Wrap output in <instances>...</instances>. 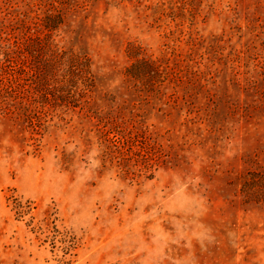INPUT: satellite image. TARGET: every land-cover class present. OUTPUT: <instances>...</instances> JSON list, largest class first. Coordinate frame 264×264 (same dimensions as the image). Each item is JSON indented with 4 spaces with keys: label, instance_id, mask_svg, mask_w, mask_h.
Here are the masks:
<instances>
[{
    "label": "rangeland",
    "instance_id": "obj_1",
    "mask_svg": "<svg viewBox=\"0 0 264 264\" xmlns=\"http://www.w3.org/2000/svg\"><path fill=\"white\" fill-rule=\"evenodd\" d=\"M45 13L95 87L64 100L29 74L0 94V264H264V193L247 190L264 175V0H0V37ZM142 58L180 81L150 92L126 76Z\"/></svg>",
    "mask_w": 264,
    "mask_h": 264
},
{
    "label": "trees",
    "instance_id": "obj_2",
    "mask_svg": "<svg viewBox=\"0 0 264 264\" xmlns=\"http://www.w3.org/2000/svg\"><path fill=\"white\" fill-rule=\"evenodd\" d=\"M61 22L62 16L60 14L45 13L40 28L36 30L40 33L29 35L28 31L25 35L22 34L25 37H21V39L17 35L12 39L3 38L2 40L0 37V75L6 76V83H2L3 86L0 89L1 96L4 94L10 96L12 89H16L17 85L18 89L16 92L14 91L13 96L15 98L21 92L20 81L29 74H34L37 77L34 81L33 91L42 92L43 90L44 92L51 86L59 93L58 97L64 100H71L76 96L86 99L90 96L89 94L95 87L91 59L85 52L76 53L71 48H64L55 42L52 38V32L57 30ZM126 76L138 81L147 90H152L150 92L155 90L154 83H169L170 79L179 82L181 77L177 67L174 65L171 67L167 60L164 59L158 63L147 62L143 58L136 60L126 69ZM195 80L198 82L197 79ZM149 87L151 89H148ZM156 91L159 94V90L156 89ZM184 100L182 105H176L177 114H179V109L185 108L183 105H189L188 101ZM168 102L169 99L167 101L161 100L159 105H167ZM21 105L23 106V104ZM108 124L109 130L114 131V136H116L112 140L114 144H111L109 150L113 153V147L115 153L123 156L124 151L122 149L125 150L129 145H134V140L128 136L129 133L126 129L123 131L119 129L117 122ZM145 155L149 158V152H146ZM250 187H252L253 193H264V175L260 178V184L252 180V184L248 185L247 190Z\"/></svg>",
    "mask_w": 264,
    "mask_h": 264
}]
</instances>
